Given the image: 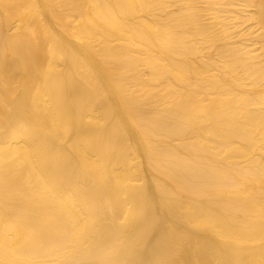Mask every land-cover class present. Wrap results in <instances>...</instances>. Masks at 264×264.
I'll use <instances>...</instances> for the list:
<instances>
[{
	"label": "bare ground",
	"instance_id": "6f19581e",
	"mask_svg": "<svg viewBox=\"0 0 264 264\" xmlns=\"http://www.w3.org/2000/svg\"><path fill=\"white\" fill-rule=\"evenodd\" d=\"M0 264H264V0H0Z\"/></svg>",
	"mask_w": 264,
	"mask_h": 264
}]
</instances>
